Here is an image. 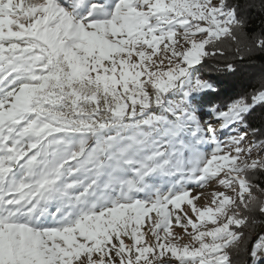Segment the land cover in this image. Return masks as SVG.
Masks as SVG:
<instances>
[{
    "label": "snow or ice",
    "instance_id": "obj_1",
    "mask_svg": "<svg viewBox=\"0 0 264 264\" xmlns=\"http://www.w3.org/2000/svg\"><path fill=\"white\" fill-rule=\"evenodd\" d=\"M244 28L227 0H0V264H234L264 214V140L218 134L264 107V83L203 125L187 100L213 87L191 72L226 44L264 53ZM157 171L180 178L131 194ZM183 181L225 191L197 207ZM250 257L264 264V234Z\"/></svg>",
    "mask_w": 264,
    "mask_h": 264
},
{
    "label": "trees",
    "instance_id": "obj_2",
    "mask_svg": "<svg viewBox=\"0 0 264 264\" xmlns=\"http://www.w3.org/2000/svg\"><path fill=\"white\" fill-rule=\"evenodd\" d=\"M227 2L237 9L239 18L245 22L244 34L246 39L242 41L241 46L250 43L255 38H264V0H227ZM225 52L226 54L222 57L205 58L198 66L197 72L202 73L205 79L209 80L213 85L212 88L202 90L196 96L198 106L201 109L213 110L214 105L223 108L236 97L250 94L260 87L258 80L255 82H251V79L250 81L248 80V71L252 67L257 69L264 68V53L256 51L251 55H247L244 52L237 54L236 46L232 43L225 45ZM241 56L244 58L241 59ZM225 62H231L234 65V69L232 71L224 70ZM239 123L250 135L253 128L264 131V107L257 105L245 115L244 122ZM193 128L190 126L183 133L185 141L189 142L194 137L192 135ZM252 138L253 140H264V135ZM197 147L200 152H203V149L199 146ZM256 177L260 180L257 183L264 187V172H257ZM160 180L163 185L174 184L172 178L160 177ZM262 216V221H264V214ZM258 224L259 222L255 223L253 230H255ZM261 233H264V225L262 226ZM247 243L245 249L239 253L238 258L234 261V264H252L250 257L251 248L249 242Z\"/></svg>",
    "mask_w": 264,
    "mask_h": 264
},
{
    "label": "rangeland",
    "instance_id": "obj_3",
    "mask_svg": "<svg viewBox=\"0 0 264 264\" xmlns=\"http://www.w3.org/2000/svg\"><path fill=\"white\" fill-rule=\"evenodd\" d=\"M110 0H100V3H109ZM81 8H83V5H81ZM244 45V44H243ZM198 65L194 66V68L192 69L191 75L193 77H201L205 79V76L202 75V73H198ZM242 69V68H241ZM251 69V70H250ZM249 69V81L251 79V82H255L256 80H258L259 84L261 85L262 83H264V68L263 69H257V68H250ZM260 70V71H259ZM248 82V81H247ZM202 91V90H201ZM201 91L198 92H194L190 95V97L187 100V105L189 107L190 110L194 111L200 124L203 125L204 122H209V121H213L215 120V114L213 112V110L211 109H201V107L198 106L197 103V95L198 93H200ZM179 94L178 93H173L171 94L170 98H178ZM191 128L195 127V125H190ZM193 126V127H192ZM241 132H246V130H244L240 123L237 122L235 124L230 125L227 128H224L223 130H221V132L218 134V138L223 141V140H227L228 137L230 136H235L238 135ZM250 139H253L249 133ZM196 139V137H193L192 139L189 140V142H193ZM188 142V141H185ZM201 149H203L202 153L205 154H210L212 149L215 147V145L210 141V140H206L205 142L201 143L198 145ZM129 177L132 176V173L128 174ZM160 177H168V178H172L174 181L173 183H175L179 178V174L177 175H167L165 173L162 172H153L150 173L148 176L144 177V181L143 183L147 185V187L145 188L144 191H135L133 190V195H135L137 198H147V196L150 193V190H160L161 192H166L169 190V188H171L174 184H170V185H163L161 183ZM258 181H260L256 175L253 178V182L257 183ZM264 183V181H263ZM183 184L186 188H190L191 189V193L190 195H195L197 192L202 193L203 195L194 201V203L197 205V207H204L205 205L207 206H212L211 205V199H212V194L216 191H225L224 186L219 185L216 181H212L210 182V184L203 186V187H198L195 184L188 182V181H183ZM231 194V193H229ZM183 208L190 210V205H188L187 203H185L184 205H182ZM56 209V203L50 202L47 212L45 213V215L43 217H41L42 220H47L48 223H52L53 222V217L48 215V212H55ZM153 217L155 216V214H152ZM262 214L261 213H256L253 216L254 220H257L256 222H259V224L256 226L255 230H253V228L246 230V241H245V247L248 244L247 242H249L250 244V248L252 249V247L255 245V243L257 242V240L259 239L260 235L264 234L261 233L262 230V226L264 225V221H262ZM151 224L150 222L146 219L145 221V225H144V230L147 232L150 228ZM173 231L174 233L180 234L183 238L182 242H187L188 241V236L186 233H184V230L178 226H176L173 222ZM188 231H191V227H189ZM161 233L163 234L162 230ZM147 238V237H146ZM127 239H126V243H127ZM242 248L240 253L245 249ZM170 255V254H169ZM167 258V257H166ZM174 259V258H173ZM247 264V263H246Z\"/></svg>",
    "mask_w": 264,
    "mask_h": 264
}]
</instances>
